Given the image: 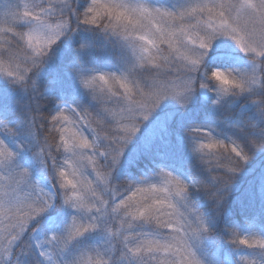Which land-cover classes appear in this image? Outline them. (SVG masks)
I'll return each instance as SVG.
<instances>
[{
  "label": "snow or ice",
  "instance_id": "6c2138e0",
  "mask_svg": "<svg viewBox=\"0 0 264 264\" xmlns=\"http://www.w3.org/2000/svg\"><path fill=\"white\" fill-rule=\"evenodd\" d=\"M0 264H264V0H0Z\"/></svg>",
  "mask_w": 264,
  "mask_h": 264
}]
</instances>
